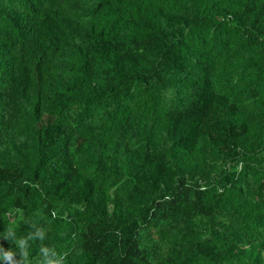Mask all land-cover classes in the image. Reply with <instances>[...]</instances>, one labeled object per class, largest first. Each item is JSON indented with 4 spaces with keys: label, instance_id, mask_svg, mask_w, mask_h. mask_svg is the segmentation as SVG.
<instances>
[{
    "label": "trees",
    "instance_id": "obj_1",
    "mask_svg": "<svg viewBox=\"0 0 264 264\" xmlns=\"http://www.w3.org/2000/svg\"><path fill=\"white\" fill-rule=\"evenodd\" d=\"M10 227L17 264H264V0H0Z\"/></svg>",
    "mask_w": 264,
    "mask_h": 264
},
{
    "label": "clouds",
    "instance_id": "obj_2",
    "mask_svg": "<svg viewBox=\"0 0 264 264\" xmlns=\"http://www.w3.org/2000/svg\"><path fill=\"white\" fill-rule=\"evenodd\" d=\"M0 238H4L16 245L15 250L11 248L5 249L0 245V262L7 261L8 264H17V261L13 259L16 252L18 251L21 256L26 258L29 254L28 241H43L45 239V232L43 229H37L36 232L30 233L27 237L17 236L15 230L10 227L6 233H0ZM39 252L40 258L37 264H61L62 257H60L53 248L42 245L39 248Z\"/></svg>",
    "mask_w": 264,
    "mask_h": 264
}]
</instances>
